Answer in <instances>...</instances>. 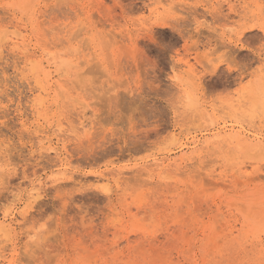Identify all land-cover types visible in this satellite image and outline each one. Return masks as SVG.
Listing matches in <instances>:
<instances>
[{
	"label": "rangeland",
	"instance_id": "obj_1",
	"mask_svg": "<svg viewBox=\"0 0 264 264\" xmlns=\"http://www.w3.org/2000/svg\"><path fill=\"white\" fill-rule=\"evenodd\" d=\"M9 3L0 264H262L264 73L208 61L262 41L264 0Z\"/></svg>",
	"mask_w": 264,
	"mask_h": 264
},
{
	"label": "snow or ice",
	"instance_id": "obj_2",
	"mask_svg": "<svg viewBox=\"0 0 264 264\" xmlns=\"http://www.w3.org/2000/svg\"><path fill=\"white\" fill-rule=\"evenodd\" d=\"M4 6L12 7L13 5L11 3L0 5V7ZM261 30L264 31V25L261 26ZM243 31L241 29L238 33L233 34L229 43L218 47L212 52L213 58L208 61L210 71L215 72L217 75H226L229 79L232 76H239L240 73H244L245 78H250L249 70H254L256 65L259 64L260 71L264 73V38L261 42L252 41L243 35ZM184 35H187V33L185 32ZM149 39L153 51L148 53L147 56L159 55L161 60L169 53L174 55V49L180 43L175 35L169 36L167 32L153 33ZM245 52L250 55L245 56ZM256 56L259 59H255Z\"/></svg>",
	"mask_w": 264,
	"mask_h": 264
}]
</instances>
